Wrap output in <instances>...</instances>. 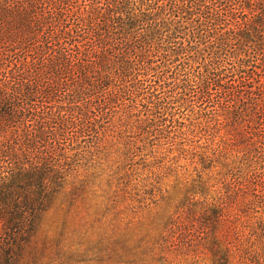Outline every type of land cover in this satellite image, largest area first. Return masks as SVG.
<instances>
[{
  "label": "rangeland",
  "instance_id": "obj_1",
  "mask_svg": "<svg viewBox=\"0 0 264 264\" xmlns=\"http://www.w3.org/2000/svg\"><path fill=\"white\" fill-rule=\"evenodd\" d=\"M176 1L139 57L122 58L127 90L76 143L79 171L41 234L0 264H264L254 1Z\"/></svg>",
  "mask_w": 264,
  "mask_h": 264
},
{
  "label": "trees",
  "instance_id": "obj_2",
  "mask_svg": "<svg viewBox=\"0 0 264 264\" xmlns=\"http://www.w3.org/2000/svg\"><path fill=\"white\" fill-rule=\"evenodd\" d=\"M163 1L0 0V253L41 234L79 171L76 143L99 135L109 99L127 90L122 58L176 12ZM253 1L264 50V0Z\"/></svg>",
  "mask_w": 264,
  "mask_h": 264
}]
</instances>
